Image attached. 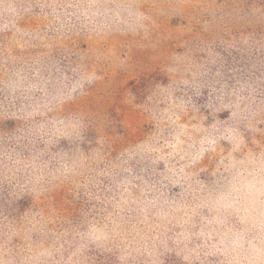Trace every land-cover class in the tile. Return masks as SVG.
Returning a JSON list of instances; mask_svg holds the SVG:
<instances>
[{"label":"rangeland","instance_id":"374dc122","mask_svg":"<svg viewBox=\"0 0 264 264\" xmlns=\"http://www.w3.org/2000/svg\"><path fill=\"white\" fill-rule=\"evenodd\" d=\"M0 264H264V0H0Z\"/></svg>","mask_w":264,"mask_h":264}]
</instances>
